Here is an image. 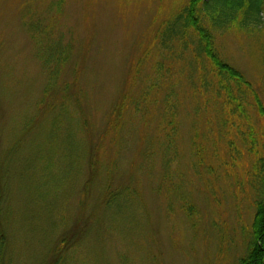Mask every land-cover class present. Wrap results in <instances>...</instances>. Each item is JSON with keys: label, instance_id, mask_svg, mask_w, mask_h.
I'll return each mask as SVG.
<instances>
[{"label": "rangeland", "instance_id": "rangeland-1", "mask_svg": "<svg viewBox=\"0 0 264 264\" xmlns=\"http://www.w3.org/2000/svg\"><path fill=\"white\" fill-rule=\"evenodd\" d=\"M27 1L42 10L47 0H0V223L11 252L1 264L60 262L61 253L54 255L52 249L64 234L79 232L91 212L95 219L68 249L75 251L68 264H86L88 254L90 264H238L248 249L263 192L255 175V163L264 154L263 123L248 106V118L225 115L224 125L220 103L216 106L211 98L206 103L204 92L192 94L185 62L163 56L158 30L188 0L66 1L57 24L73 41L74 53L61 83L72 84L76 92L72 102L84 123L77 132L82 150L76 140L75 146L50 149L42 134L22 131L21 122L33 114L46 81L22 20ZM216 42L223 59L246 76L264 103V19L253 32L237 24L217 32ZM160 62L163 78L158 77ZM198 69L199 86L203 71ZM154 82V102L176 84L181 103L180 157L168 176L163 171L162 103L149 106L143 122L128 108L119 136L109 128L124 93L138 96ZM251 130L259 141L253 152L243 140L244 134L251 140ZM148 140L154 151L150 171L145 165ZM39 157L56 160L50 173L57 180L51 183L59 184L56 191L38 189ZM178 183L184 199L169 192ZM127 190L137 198L121 200L117 211H108L106 195L123 193L122 199H128ZM41 191L52 192L49 201L40 199ZM185 200L195 207L193 219L182 209ZM58 211L70 218L67 226L52 224Z\"/></svg>", "mask_w": 264, "mask_h": 264}, {"label": "trees", "instance_id": "trees-1", "mask_svg": "<svg viewBox=\"0 0 264 264\" xmlns=\"http://www.w3.org/2000/svg\"><path fill=\"white\" fill-rule=\"evenodd\" d=\"M66 1L47 0L42 10L31 5L28 1L24 4L22 10L23 24L34 44L35 55L46 73V81L42 97L36 102L33 114L26 116L21 122V126L23 123L22 131L25 134L32 131L34 132L33 137L36 133H38V136L42 134L44 145L50 149L57 145L61 146V144L73 146V141L76 140V145L81 146L80 149L82 150L84 146L78 138L77 132L84 127V123L79 118V113L72 102L76 99L73 94L76 92L72 90V84L61 83L63 70L72 62L74 53L73 41L66 40L65 34L58 28L57 24V17L64 13ZM263 19L264 0H188L180 10L172 14L163 23L158 30L157 37L159 47L162 49L165 58H177L185 62V70L188 73L187 79L193 91L192 94L204 92L207 95L206 98H208L206 103L210 102L211 99L216 106L220 103L218 112L221 114L224 125H226L225 115L232 118L236 115L248 118V106H251L262 119L263 130L261 135L264 138V103L259 92L239 69L223 59L216 42L217 32L226 31L235 24L246 31L253 32L257 30L258 26L262 25ZM198 65L203 71L199 86L195 80L198 77L196 72H200ZM157 70L158 77L163 78L165 66L162 62L158 64ZM156 86H158L156 82L152 85H146L144 91L138 96L133 93L129 94L126 91L124 97H122V103H120L115 115L109 122V128L111 127L112 132H116V135L119 136L125 130L127 120L125 119V113L129 111L128 108L132 110L135 117H140L139 122H143L146 120V109L153 104L162 103L161 124H159L164 134L162 144L163 171L168 176L171 167L180 157L177 138L180 127L178 113L181 103L179 90L177 89L178 85L176 86V84L167 86L164 97L158 98L157 102H154L156 96L152 97V91ZM55 95H58L56 99L54 98ZM44 108H47V112H42ZM199 111L200 107H196L195 117ZM45 113L48 114L45 116V121L44 119L40 121ZM250 132L251 140L248 141L245 134L243 140L250 146L249 151L253 152L259 141L256 131L251 130ZM34 140H29V142ZM148 141L149 144L145 153L147 164L145 165L149 166L148 171H150L154 151L150 145L151 140ZM55 155L57 159L59 155L57 153ZM39 159L41 168L38 174L42 176V183L37 186L38 189L42 188L43 190V187H45L56 191L59 184L51 183L52 181L57 182V180L53 176L50 177L51 170L56 165V160L53 161V159L43 157H39ZM91 165L93 168L97 165V161L93 156L91 157ZM255 172L256 181L262 186L263 192L261 199L256 202V212L248 249L239 259L238 264H264V154L258 157L255 163ZM49 178H51L50 181ZM182 189V184L178 183L174 190L169 189V192H177L184 199L185 193ZM50 193H46L45 196L42 195L43 192L41 191L42 198L40 197V199L45 202L49 201L48 197L52 195ZM125 193H130V198L122 199L121 194L123 193L116 192L106 195L105 204L106 208L109 209L108 211H117L120 208L119 202L121 200L126 201L137 198L131 190H127ZM40 199L37 200L41 202ZM182 209L190 219L194 218L196 211L192 203L185 200ZM58 214L52 224L55 227L59 223L60 227L67 226L70 218L65 220L63 214L60 215L59 211ZM92 214L91 212L89 217L83 220V227L81 225L79 232L72 230L69 231L70 234H64L58 245L52 249L54 255L61 253L63 259L60 262L48 261L47 264H68L70 260H74L75 251H69L68 249L75 247V244L80 242V238L90 228L91 220L95 219ZM6 215L9 216L8 219L10 220L11 213L8 212ZM6 215H4L5 220L3 219L5 225L9 223L6 220ZM7 238L8 235L0 223V264L11 253L10 243H8L9 238ZM59 257L55 256L54 259H59ZM88 257L85 260L87 261L86 264L92 262L90 254H88ZM64 258H67V260L65 261ZM44 263L46 262L43 261L42 264Z\"/></svg>", "mask_w": 264, "mask_h": 264}]
</instances>
